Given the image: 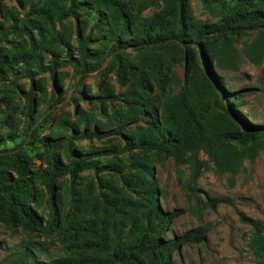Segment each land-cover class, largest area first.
Listing matches in <instances>:
<instances>
[{
  "label": "rangeland",
  "instance_id": "1",
  "mask_svg": "<svg viewBox=\"0 0 264 264\" xmlns=\"http://www.w3.org/2000/svg\"><path fill=\"white\" fill-rule=\"evenodd\" d=\"M117 1L134 7L137 26L165 4L156 0L140 9L134 0ZM204 2L189 0L192 14L198 21L213 23L219 17ZM73 4H77L74 14L61 15ZM24 18L32 20L25 31L0 37V54L7 58L0 67V168L13 177L43 171L48 154L43 140L59 141L55 153L61 164L72 166L77 160L94 164L73 179L66 172L55 180V220L50 216L49 191L44 183H35L29 207L36 226L20 224L9 229L0 221V264H12L27 242L41 250L38 260L64 255L66 245L82 242H94L89 252L105 255L142 236L144 240L172 238L199 225L207 229L206 239L181 245L172 253L170 264H258L262 256L255 242L257 233L243 218L264 224V135L253 141L257 145L253 157L247 146L235 145L239 152L235 170L219 171L215 161L200 150L195 177L189 153L176 157L141 146L144 141L161 140L149 102L159 110L164 98L178 94L185 77L204 76L201 46L191 45L185 53L175 46L126 47L122 54L130 72L121 85L115 43L118 37L124 40L133 35L122 32L115 6L104 0H0V31L11 24L19 26ZM248 26L233 37L232 45L241 55L236 69L222 68L215 60L209 63L225 90H249L230 103V120L238 127L240 119L264 125V57L255 64L244 53L245 43L264 40V23ZM78 28L89 36L91 56L86 60L80 57ZM214 41L221 44L219 37ZM158 59L167 61L172 78L159 87L146 72L152 90L148 97L135 85L133 65ZM40 114V120L46 117L42 128L27 139L33 140L37 151L24 160L26 145L19 144L31 119ZM84 131L108 133L77 138ZM149 180L157 184L155 190ZM214 198L230 202L211 208L206 201ZM154 204L165 216L153 214ZM157 262L155 250L122 264Z\"/></svg>",
  "mask_w": 264,
  "mask_h": 264
},
{
  "label": "trees",
  "instance_id": "2",
  "mask_svg": "<svg viewBox=\"0 0 264 264\" xmlns=\"http://www.w3.org/2000/svg\"><path fill=\"white\" fill-rule=\"evenodd\" d=\"M107 5L115 6L122 22L124 33L132 32L131 38L118 40L115 43V59L117 61V77L121 85L127 82L129 69L126 68L123 49L128 47L143 50L150 47L175 46L187 52L191 45H200L202 60L206 69L204 76H190L184 78L183 85L178 94L172 98H164L159 110L154 102L148 104L149 114L152 115L156 125V133L160 141H144L141 146L152 148L157 151L166 150L176 157H182L189 153L188 161L195 163L193 176L198 168L197 153L204 150L217 165L219 171L226 169L235 170L239 152L235 145L247 146L250 156L253 157L257 145L253 143L255 138L263 134L264 125H252L242 119L237 120L238 126H233L230 117L233 116L231 101L237 99L239 94L248 92L242 89L239 92H230L223 88L222 80L212 74L209 63L215 60L222 68L236 69L241 61V55L233 45V37L240 35L244 25L252 27L264 23V0H205L208 10L219 18L213 23H203L194 18L189 0H165L162 10L154 13L151 17L143 20L139 26L138 13L130 4L117 0H104ZM136 8H146L155 3L156 0H134ZM93 4L99 6V1ZM61 13L66 16L75 13V6ZM39 10V9H38ZM262 21V22H261ZM27 25H32V20L24 18L19 26L11 24L8 28L0 31V37L4 38L11 32H22ZM205 38L201 42V38ZM217 37L221 44L214 41ZM77 42L80 57L88 59V35H83L77 29ZM244 53L253 63L259 64L264 57V40L259 42L245 43ZM17 58V55L14 56ZM20 57H22L20 55ZM7 62V58L0 54V67ZM10 65L12 64L9 61ZM135 85L145 94L150 95L151 86L145 73L155 79L159 87H163L172 76L168 75L169 65L166 60L158 59L154 62L144 64L140 61L133 65ZM217 110H220L217 111ZM40 114L31 119L29 131L22 138L19 145L25 143L26 154L34 155L37 151L32 145L33 140H27L37 135L42 128L46 117L40 120ZM241 124V126H240ZM108 132L84 131L77 138L84 136H101ZM44 148L48 154L46 168L35 175H29L26 171L19 172V176L11 174L0 168V221L9 229H15L20 224L34 228L36 220L30 210L29 203L35 196V183H44L49 191L48 204L50 216L55 220L58 211L53 200V189L55 180L63 173H69L73 179L85 167H93L92 161L77 160L72 166L61 164L57 160L55 150L60 145L59 141L43 140ZM250 143V144H248ZM22 167V166H21ZM152 189L157 184L149 180ZM230 202L226 198H214L206 201L207 205L215 208L218 203ZM153 214L165 216L154 204ZM171 217V214L168 215ZM169 219V218H168ZM250 223L256 230L255 242L258 245L262 258L258 264H264V224L260 221H252L243 218V222ZM207 236V229L199 225L173 236L162 239L160 237L138 238L132 244L105 255L90 253L94 249V242H82L76 245H66L65 254L57 257H49L48 260H38L36 254L40 249L33 248L31 242H27L19 252L12 264H122L136 262L147 251H158L157 264H170L171 255L183 244H194L203 242Z\"/></svg>",
  "mask_w": 264,
  "mask_h": 264
}]
</instances>
